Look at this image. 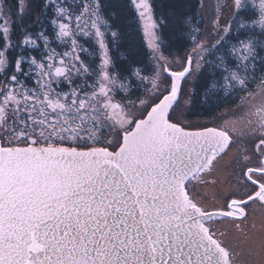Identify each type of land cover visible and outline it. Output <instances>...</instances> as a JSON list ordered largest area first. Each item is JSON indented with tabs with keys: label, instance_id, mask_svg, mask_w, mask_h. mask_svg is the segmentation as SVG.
<instances>
[{
	"label": "snow or ice",
	"instance_id": "snow-or-ice-1",
	"mask_svg": "<svg viewBox=\"0 0 264 264\" xmlns=\"http://www.w3.org/2000/svg\"><path fill=\"white\" fill-rule=\"evenodd\" d=\"M128 3L147 62L124 0H0V264H264V0Z\"/></svg>",
	"mask_w": 264,
	"mask_h": 264
},
{
	"label": "trees",
	"instance_id": "trees-1",
	"mask_svg": "<svg viewBox=\"0 0 264 264\" xmlns=\"http://www.w3.org/2000/svg\"><path fill=\"white\" fill-rule=\"evenodd\" d=\"M151 3L154 5V10L157 16H159L163 5L166 3V0H151ZM125 4V18H124V39L119 41L120 45L119 51L114 47L112 49V55L117 60L122 59L123 55H127L126 49L130 48L134 53L138 55V58L147 62L149 59V49L144 41V34L141 31L140 21L138 19V15L136 13L135 8L128 3V0H124ZM176 36L175 33H171L167 38L174 39ZM185 48L189 47L188 44L184 45ZM184 51V48L177 49L175 45L171 48V53L165 52L166 55H180ZM226 105L222 104L219 107L214 109L205 110L198 108L196 109L197 115L190 116L188 118H194L195 116L205 117L211 116L217 110L222 109Z\"/></svg>",
	"mask_w": 264,
	"mask_h": 264
},
{
	"label": "flooded vegetation",
	"instance_id": "flooded-vegetation-1",
	"mask_svg": "<svg viewBox=\"0 0 264 264\" xmlns=\"http://www.w3.org/2000/svg\"><path fill=\"white\" fill-rule=\"evenodd\" d=\"M232 155L233 153H229V155L226 157V160L229 161ZM225 166L226 165H224L223 172H221V168L219 169L217 167V170H216L217 173H214V177L218 181L217 184L215 185L208 184L206 186L197 185V191L201 195L207 196V199L204 200L203 202L208 207L213 206L211 204L218 203L219 201L221 203V200L219 198L220 195L222 193H226L231 187V183H232V177L230 176L231 168H226ZM247 211L249 215H248V220L246 222V225L250 227L251 224L255 223L257 228L259 229L261 225L264 224V206L259 204V202L254 203V204L250 203ZM224 223H228L229 226L223 227L222 224ZM230 225H233L232 222L226 220V221H222L221 223L216 224L215 227L217 229L219 228V230H224L226 232L231 233L232 235H235L236 234L235 229H233Z\"/></svg>",
	"mask_w": 264,
	"mask_h": 264
},
{
	"label": "rangeland",
	"instance_id": "rangeland-1",
	"mask_svg": "<svg viewBox=\"0 0 264 264\" xmlns=\"http://www.w3.org/2000/svg\"><path fill=\"white\" fill-rule=\"evenodd\" d=\"M139 19V17H138ZM140 21V19H139ZM140 26H141V31L143 32L144 34V30H143V23L140 21ZM144 41L146 42V45L148 47V38L145 36L144 34ZM149 49V47H148ZM149 52H150V49H149ZM180 55H183L180 54ZM253 87H255V85H253ZM236 103H239V101L237 100ZM235 105L234 104H229V105H226L225 107H223L222 109L220 110H217L214 114H212L211 116H205V117H200V116H195L194 118H188L192 121H200V122H204V123H208V122H213V123H209V125L211 126H222L220 123L221 121L223 122V124L225 123V121H228V120H232L234 119L235 117V113H233L232 111H230V109L234 108ZM229 161L226 160V157L220 161V163L217 165V167L220 169L221 168V172H223V169H224V165H227ZM217 173V172H215ZM220 204V201L218 203H215V205H219ZM211 205H214V204H211ZM263 221V220H262ZM223 227H228L229 224L228 223H224L222 224ZM233 229V225H230ZM219 229V228H218ZM221 229V228H220Z\"/></svg>",
	"mask_w": 264,
	"mask_h": 264
},
{
	"label": "water",
	"instance_id": "water-1",
	"mask_svg": "<svg viewBox=\"0 0 264 264\" xmlns=\"http://www.w3.org/2000/svg\"><path fill=\"white\" fill-rule=\"evenodd\" d=\"M220 124L223 125V122H221ZM209 126H211V125H209ZM216 126H217V125H216Z\"/></svg>",
	"mask_w": 264,
	"mask_h": 264
}]
</instances>
